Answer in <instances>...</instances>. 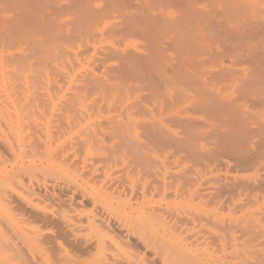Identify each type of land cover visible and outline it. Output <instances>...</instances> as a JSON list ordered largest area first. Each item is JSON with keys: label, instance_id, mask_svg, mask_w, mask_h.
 <instances>
[{"label": "bare ground", "instance_id": "bare-ground-1", "mask_svg": "<svg viewBox=\"0 0 264 264\" xmlns=\"http://www.w3.org/2000/svg\"><path fill=\"white\" fill-rule=\"evenodd\" d=\"M55 1L0 0V264H264V174L255 175L264 172V0H215L228 18L201 14L186 22L191 29L180 19L189 37L166 15L149 13L170 0H67L61 8ZM46 9L54 15L48 25ZM218 44L232 57L246 52L247 61L230 62L247 68L201 74L205 58L219 63ZM169 51L194 79L157 77L152 61ZM218 84L243 102L239 115L236 105L227 111L243 117V133L228 119L239 142L209 135L226 139L221 158L236 164V174L220 179L208 163L214 151L166 135L170 121L188 128L189 106L213 120ZM97 106L117 113L104 117L119 142H100ZM191 128L183 133L195 138Z\"/></svg>", "mask_w": 264, "mask_h": 264}, {"label": "rangeland", "instance_id": "rangeland-1", "mask_svg": "<svg viewBox=\"0 0 264 264\" xmlns=\"http://www.w3.org/2000/svg\"><path fill=\"white\" fill-rule=\"evenodd\" d=\"M164 1H166V0H164ZM175 1H176V0H175ZM175 1L170 0L169 3H167V2H168V1H167V2H165V3L168 4V6H167V5H164V6L161 5V6L159 7L160 9H158V8L156 7V9H154V10H148V11H149V13L157 14L158 16H161L160 18H162V17H164V16L166 15V18L168 19V21H169V22L171 21L172 24H174V23L176 24V23H177V26L180 24V23L178 24V22H180V19H182V21H181V23L183 22L182 24H185L186 22L188 23V22H189V19H191V23H190V25H191V24H192V20H194V21L196 22V20H198V17H199L201 14H203L202 16H206L207 18H210V15H211V14H214V15H216V16L211 15V18H210V19H213L212 16H214V17H215L217 20H219V21H220V20L223 21V20H224L223 18H226V17H227V16H226V14H227V13H226V11H227L226 8H225V12H222V10H224V6L221 5V2H218V3H217L215 0H211V1H210V0H198V1H199V2H197L198 4H195V5H192V4H191L192 6H191L189 3H188V5H187V4L185 3V1H182V0H179V1H182V2H179V1L175 2ZM196 1H197V0H196ZM203 1H205V2H203ZM208 1H209V2H208ZM55 2H56V3H55ZM55 2H54V4H55V5L57 4V5H56V8H61V7L65 6V5H67V4L69 3L67 0H60V1H59V0L57 1V0H56ZM178 2H179V3H178ZM183 2H184L185 4H183ZM201 2H202V3H201ZM211 2H212V3H211ZM159 3H161V2H159ZM159 3H157V5H159ZM172 3H173V4H172ZM176 3L180 4V6L183 4L184 6H186L185 9H183L184 6L181 7L182 9H180V6H179V8H176V5H177ZM192 3H193V2H192ZM194 3H195V1H194ZM213 3H214V4H213ZM216 3H217V5H216ZM171 4H172V5H171ZM157 5H156V6H157ZM169 5H171L170 8H169ZM214 6L216 7L215 9H213ZM220 6H221V7H220ZM161 7H166V10H163L164 8H161ZM167 7H168V8H167ZM217 7H218V8H217ZM154 8H155V7H154ZM188 8H191V10L189 9L190 11L187 10V11H189V12L186 11V9H188ZM183 10H184V11H183ZM212 10L215 11V13H214ZM220 10H221V11H220ZM46 11H47V9H46ZM182 11H183V12H182ZM191 11L194 12V13H193L194 16L197 15L195 18H193V16H191V15H192ZM219 11H220V12H219ZM186 12H187V13H186ZM51 13H52L51 10L48 9V11H47V13H46V21H47L46 23H47V25H48V23L54 18L53 13H52L53 16L51 15ZM146 13H147V12H146ZM165 13H166V14H165ZM207 13H208V14H207ZM222 13H223V14L226 13V14H225L226 17H225ZM221 14H222V15H221ZM49 15H50V16H49ZM220 15H221V16H220ZM182 16H183V17H182ZM188 16H189V18H187ZM218 16H219V17H218ZM222 16H224V17L222 18ZM50 17H51V18H50ZM200 17H201V16H200ZM217 17H218V18H217ZM166 18H165V19H166ZM184 18H185L186 20L183 21ZM215 18H214V20H215ZM227 18H228V17H227ZM227 18H226V19H227ZM48 19H50L49 22H48ZM165 19H163V20H165ZM206 20H207V19H206ZM168 21H167V22H168ZM194 21H193V22H194ZM187 23H186V24H187ZM175 24H174V27L177 28V26H175ZM182 24H180L181 26L179 25L178 28H180V29L182 30V34H183V36H184L185 31H187V30H184V31H183L184 28L182 27V26H183ZM186 24H185V26H186L185 29H186L187 27H189V29H191V28H193V27L195 26V25H193V26L190 27L189 24H187V25H186ZM194 24H196V23H194ZM182 28H183V29H182ZM189 29H188V31H189ZM176 30L178 31V29H176ZM176 30L174 31V28H173V32H176ZM181 30H179V31H181ZM179 31H178V32H179ZM178 32H176V33H178ZM174 34H175V33H174ZM179 34H181V32H179ZM182 34H181V35H182ZM187 34H188V32H186V35H185L184 37H186V36L189 37L190 34H188V35H187ZM174 36H175V35H173V37H174ZM138 42H139V44L141 43L140 41H138ZM142 43H144V42H142ZM142 43H141V44H142ZM141 44H140V45H141ZM215 48H216V50H215ZM218 48H219V49H217V46H215V47H214V50H215V53H217V54H218V52H219V54H218V57H219V58H217V60L219 59V61L216 60V61L219 62V63L212 62V60L209 59L208 57L205 58V59H204L205 62L202 64V65H203L202 67H203L204 69H201V74L204 73V70H209V69H210V71L212 70L213 72H216V73H218L219 71H221L220 74H222L223 70H225V69L230 70V68H231L233 71L236 70V72H237L238 69L241 71V70L247 68V64H246L245 62H244L245 64L242 63V66H241V67L238 66V65H241V64H239L238 62H237L238 64L236 63L237 66H236V65L233 66L234 64H232V63L230 62V59H231V58H232L233 61H240V62H241V61L246 57V55H245V56L243 55V54H245L246 52H243V51H242V52L238 53V55H235V56L232 57V55H230V54H226L225 52H223V51H224V47L221 46L220 44H218ZM220 48H221V50H220ZM219 50H220V51H219ZM167 53H169L170 56H172L173 58H172V57H168L169 55H168ZM167 53H166V55H165L164 57L161 56V58H159V59H158V57H157V61H152V63H156V64H153L152 66H153V67L156 66V67H154V68H158V69H157V72H156V75H158V76H157L158 78H159V75L162 74V75L165 77L164 81H168V79H169L170 83L172 82L173 84H174V83L176 84V83H181V82H183V81L185 80V77H187L188 75H191V74L193 75V74H194V75L196 76V74H195V72H194L193 69H192V73H191V74L189 73V71L191 72V68H189V69L186 70V72H185V69H184L183 66L180 64V61H178V59H176V58L179 57V56L177 57L176 52H174V51H169V52H167ZM220 53H221L222 56L220 55ZM222 53L226 54L225 56L229 55V57L227 56V57H228V58H227V57L223 56L224 54H222ZM146 54H147L148 56L151 55L150 53H148V52L145 51V52H144V55H146ZM239 54H241V55H239ZM149 57H150V56H149ZM167 57H168V58H167ZM222 57H223V58H222ZM230 57H231V58H230ZM236 57L238 58V60H236ZM241 57H242L243 59H242ZM166 58H167V59H166ZM169 58H172V59H169ZM221 58H222V59H221ZM206 59H208V60H206ZM168 60L171 61L172 63L170 62V63H171V64H170ZM172 60H173V61H172ZM209 60L211 61V64H210V61H209ZM245 60L247 61V57H246L243 61H245ZM213 61H214V60H213ZM222 61L224 62V67H225V68L222 67V65H221V62H222ZM166 62H167L170 66H168ZM175 62H176V63H175ZM150 63H151V62H150ZM165 63H166V65H165ZM205 63H207L206 66H205ZM212 63H213V64H212ZM160 64H161V65H160ZM159 65H160V66H159ZM162 65H163V66H162ZM218 65H219V67H218ZM220 65H221V67H220ZM228 65L230 66L229 69H228V67H227ZM152 66H151V67H152ZM157 66H158V67H157ZM166 66L168 67V69H166ZM180 66H181V67H180ZM211 66H212V68H211ZM243 66H244V67H243ZM153 67H152V68H153ZM169 67H170V68H169ZM207 67H209V69H208ZM154 68H153V69H154ZM172 68H173V69H172ZM217 68H218L219 71L216 70ZM171 69H172V70H171ZM232 70H230V71H232ZM239 70H238V71H239ZM210 71H209V74H208V75H206V73H205V75H204V78H203V79H205L206 81H209L208 79H209V77L211 76L210 74H211V72H212V71H211V72H210ZM217 71H218V72H217ZM164 72H165V73H164ZM187 72H188V75H187V76H184L185 74H187ZM202 72H203V73H202ZM205 72H207V71H205ZM78 75H79V74H77V76H78ZM162 75H160V77H161ZM194 75H193V76H190V78H191V77H192V78H193V77L195 78ZM218 75H219V74H218ZM163 76H162V79L164 78ZM208 76H209V77H208ZM205 77H206V78H205ZM218 77H219V76H218ZM166 78H167V79H166ZM190 78H189V79H190ZM192 78H191V79H192ZM194 78H193V79H194ZM207 78H208V79H207ZM78 79H80V78H78ZM170 79H171V80H170ZM176 79H177V80H176ZM76 80H77V78H76ZM157 80H158V79H157ZM160 80H161V78L159 79V82H160ZM172 80H174V81H172ZM219 82H220V80H219ZM162 83H163V82H162ZM164 83H165V82H164ZM170 83H169V84H170ZM163 85H164V87H165V84H163ZM163 85H161V86H163ZM219 85H220V84H218V91H219V90H220V91H219V93H218V94H219V97H218V98H220V99H218L219 101L217 100L219 103H218V102L215 103V108H216V106H217V108H219V107H218V105H219V106H220L219 110L221 109V111L224 113L225 110H223V109H225V108L228 107V108H227L228 110H226V112H225L226 114H225V113H224V114L221 113V111H218L217 108H216V111H218V113H220V114H219V116H218V113H216L217 115H216V116L214 115V117L217 118V119H218V117H220V118H219L218 120H216V119L213 117L214 119L212 120V118H209L210 115L207 116V115H206L207 113H205V112H204L203 115H201L200 113H202V112H200L199 110H196V109H195L196 105H195V106H192L193 109H194V112L192 111L193 109L189 106V108H187V112L184 114V116H185V119L187 118V124H188V123L190 124V125L188 124V125H189L188 128H191V127H192V128H191V129H192V130H191L192 132H191L190 134L193 133L192 135H193V136L195 135L196 137H195V138H194V137L191 138V137L189 136V138H188V135H186V134L183 133L184 129H187V130H188L187 127H186V128L184 127V129H183V127H182V128H181V127H178V129L175 130L176 127L173 128V126H172V122H171V121H170L171 124H170V122H168L169 124H167V125H169V127H171V134H168V133L165 132L166 135L169 136V138L174 139V137H176L173 141H174V142H177L178 144H180V143H181V144H182V143H183V144H187L186 142H188V144L190 143V145L187 144V146H191V145H193V144H195V143H196V144L198 143L197 145L195 144V145H194L195 147L193 146V148H199L200 150H203V152L206 151L207 154L204 152L205 155H208V156H209L208 153H209V152H213V151L215 152V150H213V149H216V150H217L216 153H219V155H220L219 158H218V157L216 158V155H215L214 152H213V153H211L210 156H209V157L212 159L213 163H211V162H208V163H209V164H212V165H210V167H211V166L213 167V166H214V165H213L214 163L216 164V165H215L216 167H215V166H214V167L217 168L215 171H218V177H219L218 179H220V177H221V178L224 177L225 175H233V174H236L237 171H235V167H233L234 170H232V171H233V174L231 173V167H232V166H235L236 164H235V162H233V161H231L230 159H228L226 156H225V158L223 159V157H224L223 154H222L223 157L221 158V154H220L221 152L224 153V154H226V153L223 152V151H224L225 149H227V148H225V147L223 146L224 144L222 143V142L225 141L226 139L223 140V141H220V140H218V138H217V141H218V142H217L214 134H213L214 136H212V139L209 138V135L213 133V130H214V132H215V131H218L219 133H222L223 135H225V134L227 133L228 135H225L224 138H228V136L233 137V136L235 135L234 137H235V138L237 139V141L239 142V141L241 140V136H242V134H240L239 136H237L239 132H238V133H234V134H232V133H233L232 131H234V129H232L233 127L230 128L231 126H230L229 124H230L231 121H232V123H234V125H233V124H231V125H233L234 128L236 129L234 132H236L237 129H238L241 133H243V132L240 130V129H241V128H240V125H242V122H243V120H241V118H240L241 115L239 116V120H237L238 117L233 118V120H232V119H231L232 116H231V114H230V113H232V112L230 111V110H231V106H232V107H233V106L235 107V105H236L237 107L234 108L235 110H234L233 114H234V113L237 114L238 112L243 111V110H241L240 107H239L240 105L243 104V102L241 103V98H239L240 95H239V93H237V92H235V91L233 92V91L230 90V89H229V90L226 89V88H228V86H227L226 84H224L223 86H222V85L219 86ZM224 86H225V87H224ZM226 86H227V87H226ZM223 87L225 88V90H228V91L225 92V90L223 89ZM221 88L223 89L224 92L222 91ZM146 93H147V92H146ZM220 93H221V94H220ZM223 93H224V94H223ZM238 96H239V97H238ZM226 97H228V98L226 99ZM237 97H238V98H237ZM229 98H230V99H229ZM237 99H239L240 101H239V100L237 101ZM198 101H200V102H199V105H200V106H202L203 104H204L205 106H206V105H209V106H210V105H213V106H214V104H213L210 100H208V99H200V100H198ZM235 101H236V102H235ZM201 102H202V103H201ZM226 102H227V103H226ZM231 102H234V103H231ZM208 103H209V104H208ZM222 103H225L226 105H228L229 103H231L232 105H230V107H229V105H228V106L225 107V108H223L224 106H222V108H223V109H222V108H221V105H220V104H222ZM201 104H202V105H201ZM217 104H218V105H217ZM97 105L99 106V104H97ZM222 105H223V104H222ZM98 106L96 107L97 109L95 108V109L97 110V112H96V110L94 111V112H95L94 115L96 116V118L94 119V116H93V120H92V121H93V122H96L97 125H99V123H98L99 121H100V122H104V123H102V127L99 126L100 129L102 130V134L105 132L104 135L101 134V136H100V137H101V141H100V142H108V141H110V142H111V141L119 142L118 139L112 137L113 135L110 136V134H111V129L109 130V128H108V126H107V123H105V121H107L108 119H110V117L113 116L114 113H115L114 115H117V113L113 111V113H112V115H111L109 112H108V113L106 112V109H105V112H103V113H102L103 109H101V113H99L100 110H99ZM238 107H239V108H238ZM196 108H197V107H196ZM191 109H192V110H191ZM229 109H230V110H229ZM188 110H189V111H188ZM195 110H196V112H195ZM236 110H237V111H236ZM238 110H240V111H238ZM107 111H108V110H107ZM197 111H199V113H197ZM216 111H215V112H216ZM227 111L230 112V113L228 114ZM236 112H237V113H236ZM250 112H251V111H249V113L247 114V116H249ZM98 113L100 114V116H102V115L105 114V113H106V114L103 115V118H102V117H100V116L98 115ZM194 113H195V114H194ZM251 113H254V111H252ZM101 114H102V115H101ZM108 114H109L110 116H107ZM166 114H167V115H166V118L170 120V119L173 117V114H174V113H169L170 116H171V114H172L171 117H169V114H168V113H166ZM198 114H199V115H198ZM235 114H234V115H235ZM239 114H240V113H238V115H239ZM97 115H98V116H97ZM221 115H222V116H221ZM223 115H224V116H223ZM225 115H226V117H227V116H228V117L225 118ZM234 115H233V116H234ZM104 116H107L108 119H107L106 117H104ZM212 116H213V115H211V117H212ZM217 116H218V117H217ZM236 116H237V115H236ZM99 117H100V118H99ZM221 117H224V118H221ZM234 117H235V116H234ZM241 117H242V116H241ZM104 118H106V119H104ZM229 118H230L231 121L228 122V119H229ZM242 118H243V117H242ZM98 119H102V120L104 119V120L101 121V120H98ZM209 119H210V120H209ZM220 119H221V121H223V122L218 123V122L220 121ZM222 119H224V120H222ZM234 119L237 120V122H240V120H241V122L239 123V125H238V123H237V125H236L235 122H233ZM244 119H246V118H244ZM252 119H253V118H252ZM262 119H263V118H262ZM250 120H251V117H248L246 121H247V123L250 122V123H249L250 125L252 124V128H253V129H255L256 127H258V123H259V121H257V120H258L257 118L255 119V121H254V120H251V121H250ZM263 120H264V119H263ZM226 121H227L228 125H227ZM199 122H200V123H199ZM224 122H225V125L223 124ZM252 122H253V123H252ZM255 122H258V123L256 124ZM191 123H192V124H193V123H196V124H195V125H192ZM197 123H198L199 125H198ZM247 123H244V124L247 125ZM103 124H105V125L107 126V128H103V127H104ZM202 124H203L204 126H206V128H205L204 126H202ZM244 124H243V125H244ZM249 124H248V125H249ZM253 124H254L255 126H254ZM191 125H192V126H191ZM218 125H219V126H218ZM235 125H236V127H235ZM248 125H247V126H248ZM174 126H176V125H174ZM193 126H194V127H193ZM197 126H200V127H197ZM228 126H229V127H228ZM196 127H197L199 130L196 129ZM203 127H204L205 129H204ZM220 127H222L223 129H221ZM225 127H226V128H225ZM238 127H239V128H238ZM249 127H250V126H249ZM179 128H180V130H179ZM194 128H195V129H194ZM250 128H251V127H250ZM105 129H106V130H105ZM193 129H194L195 131H194ZM242 129H243V128H242ZM172 130H173V132H172ZM187 130H186V131H187ZM230 130H231V131H230ZM108 131H109V133H108ZM186 131H185V132H186ZM188 132H190V131L188 130L186 133L189 134ZM206 132H207V133H206ZM209 132H211V133H209ZM218 132H217V133H218ZM228 132H229V133H228ZM230 132H231V133H230ZM107 133H108L109 135H108ZM175 133H176V134H175ZM177 133H178V134H177ZM180 133H181V134H180ZM204 133H205V134H204ZM215 133H216V132H215ZM229 134H231V135H229ZM173 135H174V136H173ZM192 135H191V136H192ZM198 135H199V136H198ZM103 136H105V138H104ZM109 136H110V137H109ZM185 136H186V137H185ZM202 136L204 137V139L201 138V139H202V142H201V141H200V140H201L200 137H202ZM216 136H217V135H216ZM226 136H227V137H226ZM111 137H112V138H111ZM210 137H211V136H210ZM213 137H214L215 139H214ZM230 137H229V139H230ZM234 137L232 138V140L235 139ZM238 137H240V139H239ZM113 138L116 139L117 141L114 140ZM145 138H147V137H145ZM196 138H197V139H196ZM208 138H209L210 140H209L208 143H206V141H204V140H205V139H208ZM112 139H113V140H112ZM162 139H163V138H162ZM172 139H171V141H172ZM191 139H192V140H191ZM193 139H195V140H193ZM229 139H228V140H229ZM236 139H235V141H232V142H237ZM102 140H103V141H102ZM189 140H190V141H189ZM198 140H199V141H198ZM159 141H162V142H163V140H159ZM173 141H172V142H173ZM179 141H180V142H179ZM203 141H204V142H203ZM68 142H69V141H68ZM143 142H148V141H147L146 139H144ZM149 142H154V141H152V140L150 141V140H149ZM155 142H157V141H155ZM165 142H166V141H165ZM194 142H195V143H194ZM230 142H231V140H230ZM209 143H210L211 146H210V145L208 146ZM217 143H219L218 145H222V146H220V148H217V146H218ZM215 144H216V146H215ZM212 145H213V146H212ZM215 147H216V148H215ZM189 148H190V147H189ZM193 148H192V146H191L190 149H193ZM210 148H211L212 150H211ZM223 148H225V149H223ZM207 149H208L209 151H207ZM220 149H222V150L219 152ZM232 149H233V148H232ZM230 151H231V150L229 149V152H230ZM226 152H228V150H227ZM211 155H212V156H211ZM217 156H218V154H217ZM209 157H208V160L210 159ZM212 157H213V158H212ZM206 158H207V156L205 157V159H206ZM220 158L223 159V160L220 161ZM213 159H214V160H213ZM227 159H228L229 161H227ZM210 161H211V160H210ZM224 162H225V163H224ZM227 162H228V163H227ZM222 163H223V164H222ZM226 163H227V165H226ZM219 164H222V165H219ZM218 165H219V166H218ZM230 166H231V167H230ZM214 167H213V168H214ZM226 167H227L228 169H227ZM215 168H214V169H215ZM237 169L239 170L238 167L236 168V170H237ZM229 170H230V171H229ZM226 171H227V172H226ZM234 171H235V172H234ZM262 172H263V171H262ZM262 172L260 171L259 173H255V175L260 174V176H262V175L264 174V172H263V173H262ZM116 173H117V171H116ZM253 173H254V172H245L244 175H253ZM115 175H116V174H115ZM117 175H118V174H117ZM222 175H224V176H222ZM262 177H263V176H262ZM261 179H264V178H261ZM218 182H219V184H220L221 181L218 180ZM221 183H222V182H221ZM218 188H220V186H218ZM263 192H264V190H263ZM263 192L261 193L262 195H264ZM261 194H260V195H261ZM259 200H261V201H260V204H261V205H260V209H261V207L263 206V208L261 209V210L263 211V210H264V203H263L264 200H263L262 198L259 199ZM262 200H263V201H262ZM262 203H263V204H262ZM251 208H253V207H251ZM263 213H264V211H263Z\"/></svg>", "mask_w": 264, "mask_h": 264}]
</instances>
